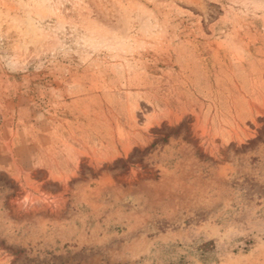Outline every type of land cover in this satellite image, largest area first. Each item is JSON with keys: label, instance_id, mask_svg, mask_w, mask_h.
<instances>
[{"label": "rangeland", "instance_id": "obj_1", "mask_svg": "<svg viewBox=\"0 0 264 264\" xmlns=\"http://www.w3.org/2000/svg\"><path fill=\"white\" fill-rule=\"evenodd\" d=\"M0 264H264V0H0Z\"/></svg>", "mask_w": 264, "mask_h": 264}]
</instances>
